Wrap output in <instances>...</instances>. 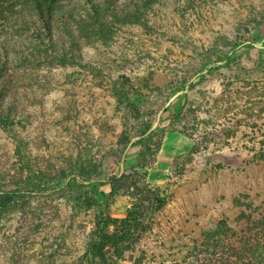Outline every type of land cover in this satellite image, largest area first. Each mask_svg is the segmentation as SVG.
<instances>
[{
    "label": "rangeland",
    "instance_id": "1",
    "mask_svg": "<svg viewBox=\"0 0 264 264\" xmlns=\"http://www.w3.org/2000/svg\"><path fill=\"white\" fill-rule=\"evenodd\" d=\"M42 5L52 7L48 34L32 26V5L0 0V191L21 195L0 220V264L82 256L94 213L71 211L70 183L101 184L112 219L147 227L113 264H170L235 218L232 199L264 187V0ZM237 33L252 41L226 62L219 39ZM121 78L140 96L126 105L113 90ZM39 177L61 195L39 192ZM110 178L123 183L115 194Z\"/></svg>",
    "mask_w": 264,
    "mask_h": 264
},
{
    "label": "trees",
    "instance_id": "2",
    "mask_svg": "<svg viewBox=\"0 0 264 264\" xmlns=\"http://www.w3.org/2000/svg\"><path fill=\"white\" fill-rule=\"evenodd\" d=\"M92 2L93 0H89ZM22 6L32 5L34 13L39 21L35 26L37 31H43L46 34L51 31L52 7L51 5L43 6L42 0H21ZM34 4V5H33ZM31 10V7L28 8ZM261 18L264 19V11L260 12ZM263 15V16H262ZM41 34V32H38ZM222 42L223 53L222 58L229 62L231 55L240 47L248 46L247 43L252 41V38L244 33L224 35L220 37ZM218 43V42H216ZM216 43L212 50L216 51ZM116 102L119 105H126L129 102L131 93L135 97L137 95L136 88L130 85L127 79L121 78L113 87ZM133 105V104H132ZM134 106V105H133ZM141 107L137 106V110ZM138 115V114H137ZM143 122V121H142ZM150 126V121L143 122ZM147 128L139 136V144L142 150H147L146 139H143ZM149 130V129H148ZM98 168V167H97ZM98 177H101L102 171L98 169ZM72 179L75 182V173L72 174ZM79 178L85 179L84 173ZM37 190L41 193L52 192L54 195H61L58 188L51 189L49 183H53L51 179H37ZM86 180V179H85ZM110 194H115L123 188L121 180L115 178L108 179ZM101 184L97 186L86 187L76 186L70 183L65 187L68 193V198L65 200L71 204L72 212H84L92 209L94 213V236L88 244L85 252L73 264H113L114 259L121 257L129 248L137 243L139 233L147 229L141 220H132L125 218L122 221L112 219L109 215V210L104 202H99L96 194L99 193L102 197L105 194L102 191H97ZM81 188V189H80ZM57 189V188H56ZM72 189V190H71ZM29 192V191H28ZM33 192V191H32ZM30 193V192H29ZM264 187L258 193H242L231 201V206L239 209L238 214L234 219L229 221L223 217L210 225L203 231L199 239H190L189 245L182 246L183 251H177V257L171 260L170 264H264ZM140 201L144 199L138 193ZM146 194V193H145ZM145 194L143 196H145ZM20 192L0 191V220L16 208L19 201ZM25 196V195H23ZM22 199H24L22 197ZM20 199V201H22ZM70 199L72 201H70ZM141 206V204H139ZM151 205V203H150ZM245 222V223H244ZM238 223H244L245 227L236 231ZM238 235V236H236ZM239 235L243 238H239ZM202 238V239H200ZM169 258V257H168ZM167 260H160V264H166Z\"/></svg>",
    "mask_w": 264,
    "mask_h": 264
}]
</instances>
